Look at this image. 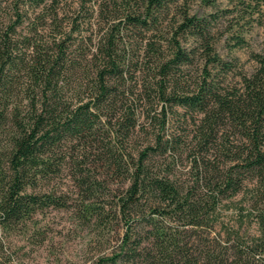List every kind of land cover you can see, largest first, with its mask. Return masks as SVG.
Listing matches in <instances>:
<instances>
[{
	"label": "trees",
	"instance_id": "16d2710c",
	"mask_svg": "<svg viewBox=\"0 0 264 264\" xmlns=\"http://www.w3.org/2000/svg\"><path fill=\"white\" fill-rule=\"evenodd\" d=\"M67 1L0 0V229L61 206L39 185L68 161V147L115 161L110 139H127L137 123L127 99L152 97L159 131L174 108L194 128L165 140L158 131L156 146L137 150L118 252L98 264H264V52L232 85L208 20L179 8L181 20L165 24L179 0ZM179 146L192 154L190 182L153 168L158 149ZM240 193L235 220L219 222L220 205Z\"/></svg>",
	"mask_w": 264,
	"mask_h": 264
},
{
	"label": "rangeland",
	"instance_id": "374dc122",
	"mask_svg": "<svg viewBox=\"0 0 264 264\" xmlns=\"http://www.w3.org/2000/svg\"><path fill=\"white\" fill-rule=\"evenodd\" d=\"M67 2L72 4L73 0ZM257 5L256 0H179L175 8L171 7L165 24L181 20L180 13H175L179 8L208 20L209 32L217 42V52L233 66L226 81L239 86L241 74H250L258 66L252 54L264 52V5ZM235 34L243 37L241 45L236 44ZM182 43L190 46L193 39L187 37ZM203 61V56L197 54L187 71L190 70L193 76L198 75ZM127 102L137 108V123L127 139L121 135L110 139L114 145L111 156L115 161L110 159L111 165L108 166V154L102 152L76 157L79 153L77 147H68V161L57 174L39 185L41 190L63 203L42 209L18 226L0 229V264H98L100 258L118 252L125 230V221L119 211L120 198L129 183L137 150L148 144L156 146L154 135L159 131L158 118L150 117L154 113L151 104H157L154 98L142 97L140 101H132L131 96ZM186 115L181 108H174L169 113L165 128L159 131L164 140L192 131L193 118ZM198 116L195 115V119ZM127 152H131V158ZM191 155L181 146L162 149V152L160 148L153 156V168L170 179L190 182L194 175L190 168ZM86 204L100 210L101 215L88 212ZM244 204L241 203V193L225 199L220 205L219 222L232 223L238 208ZM249 230L254 232L253 224Z\"/></svg>",
	"mask_w": 264,
	"mask_h": 264
}]
</instances>
